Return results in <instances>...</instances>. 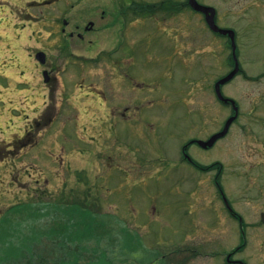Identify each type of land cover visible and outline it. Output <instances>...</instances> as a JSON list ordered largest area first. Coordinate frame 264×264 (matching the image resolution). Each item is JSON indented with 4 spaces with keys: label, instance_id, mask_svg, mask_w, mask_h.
I'll list each match as a JSON object with an SVG mask.
<instances>
[{
    "label": "rangeland",
    "instance_id": "374dc122",
    "mask_svg": "<svg viewBox=\"0 0 264 264\" xmlns=\"http://www.w3.org/2000/svg\"><path fill=\"white\" fill-rule=\"evenodd\" d=\"M199 1L215 7L222 29L259 13L235 6L240 0ZM99 2L0 0V264H227L224 253L239 245L243 231L239 257L264 264L263 151L251 156L238 127L230 162L221 147L185 144L203 137V99L209 104L213 81L232 69L228 38L210 32L199 13L184 11L159 21L169 28L143 26L155 37L137 38L116 66L98 53L103 34L61 32L62 19L66 32L73 30ZM234 42L244 73L222 92L243 111L264 94V36L244 27ZM39 50L46 53V84L34 59ZM115 66L127 75L121 86ZM120 93L130 96L120 100ZM218 108L222 119L230 114ZM184 146L201 165L219 156L233 177L224 181V195L241 229L213 174L183 159Z\"/></svg>",
    "mask_w": 264,
    "mask_h": 264
},
{
    "label": "flooded vegetation",
    "instance_id": "af4514ba",
    "mask_svg": "<svg viewBox=\"0 0 264 264\" xmlns=\"http://www.w3.org/2000/svg\"><path fill=\"white\" fill-rule=\"evenodd\" d=\"M200 4L210 6L207 3ZM239 5L246 6L248 8V11L256 8L255 10H259V13L256 14L255 19L245 21L246 23H244L243 20L241 21L243 15L237 17L238 19L235 21V29L231 30L234 35V40L238 31L243 29L244 27L251 29L256 28L258 32L264 36V0H240L238 2L235 1V6ZM90 8L93 14L86 19L81 20L79 24L73 22L74 24L71 25L73 27V30L70 29L66 32L67 19H62L61 23L64 25V28L61 29L62 35L69 38L75 35L77 38L82 39L86 33L103 34L105 40L104 45L102 47V51H99L98 53H105L106 61L111 60V62L116 66H118V64L123 60L124 54H128V57H130L129 51L135 50L137 38H142L147 34H149L151 38L155 37L156 32L148 33L145 30H142L143 26L147 24L151 25V23L160 24L159 21L167 22L172 18L173 15L191 10L187 5V0L186 4L185 1L179 2L174 0H158L156 2H145L142 0H101V2L97 4H92ZM60 14L66 16L68 13L63 7V9H60ZM153 16H159V20L155 21L151 19ZM200 16L204 21V24L206 25L205 15L201 13ZM216 16L217 13L215 10V23ZM100 21H102V24H100ZM162 27L168 26L163 25ZM206 27L208 28L207 25ZM209 31L211 32V30ZM261 47L264 48V43L261 45ZM117 55H119V57H117ZM42 66L43 68L41 70V74L43 82L44 84H46L50 81L49 72L45 70L47 68L46 63H44ZM116 66L114 69V74H117L120 78L119 82L121 81V86L123 85L122 76L124 73L119 69V67L118 69H116ZM243 73L244 72L239 67V71L234 76V78L220 87L221 92L222 88L225 85L231 83L236 77L241 76ZM102 74L104 76V79L106 80L105 84L108 90L111 71H109V69H106ZM124 76L127 77V75L125 74ZM255 79L257 80L255 81L257 83L261 80L260 78ZM245 80L250 81L252 79L246 78ZM216 81L217 80L213 81V93L210 95L211 99L209 104H207L208 102L204 98L203 104L198 113L200 121V130L198 133L203 137L200 139L191 137L185 144H187L188 146L196 145L205 151L214 150L218 147H221L222 152H224L227 156H231L230 158H228L230 162V160L234 159V147H236V139L238 136L234 128L236 129L238 127L241 136L247 139V145L249 144L248 146H250V144H252V147L250 148H253L254 150H252L251 156L253 153H255L257 154V157H259V151H263L261 152V155L264 156V128H262L263 121L261 120L262 118H264V94L261 93L255 98H250L248 104L249 108L247 110L241 111L238 108L237 101L234 100L231 95H227L222 92V100L216 96L214 92V85ZM133 83L137 84L136 82ZM118 95L120 96V100H124L126 96H130V94L122 93ZM260 104H262V106H260ZM222 105L230 110V114L227 115L224 119H222L223 116L221 114V110L218 108ZM235 108H237L236 118L232 120V122H230V124L227 126L224 135L219 136L215 140L211 141L213 137L223 131L228 119L234 115ZM126 109L127 107L124 108V110ZM236 122H238L236 124L237 126H234ZM198 140H201L203 144L198 145ZM221 140H224L223 144H220ZM188 146L182 149L183 159L197 169L204 171L205 173L213 174V184L220 199L222 200L227 211L230 213L231 217L235 219L241 227L243 225L241 216L228 205L224 195L223 183L225 180L233 179V177L227 176L225 174L226 170L224 169L223 162L220 161L219 156H217L214 161L208 165L197 164L196 162L191 160L188 154ZM262 213L264 212H259V217ZM260 225L264 228V224L260 222ZM245 242L246 238L243 236L241 244L235 246L231 251L224 253V261L227 264H246V262L244 260H241V258L239 257L241 251L245 247Z\"/></svg>",
    "mask_w": 264,
    "mask_h": 264
},
{
    "label": "water",
    "instance_id": "95a60500",
    "mask_svg": "<svg viewBox=\"0 0 264 264\" xmlns=\"http://www.w3.org/2000/svg\"><path fill=\"white\" fill-rule=\"evenodd\" d=\"M188 3L190 5V7L192 9H194L195 11L202 12V13H204L206 15L205 20H206L208 26L210 27V29L212 31L220 33V34H223V35L227 34L229 36L230 41H231L232 57H233V60H234V69L228 75H226L222 79L218 80L216 82V84H215V93L218 96V98L222 99V96H221V93H220V85H222V84L226 83L227 81H229L238 72V63H237L236 57H235V45H234L233 33L231 31H229V30L219 29L214 24V9L213 8L202 6V5L198 4L196 2V0H188ZM36 58L40 62H44V55L42 53L36 54ZM235 116H236V109H235V115L233 117H231L227 121L223 131L221 133L217 134L215 137H213L211 139V141L215 140L219 136L224 135V133L226 132L227 126L235 118ZM198 144H202V141H198ZM207 144H210V143H207ZM261 221H262V223H264V214H261Z\"/></svg>",
    "mask_w": 264,
    "mask_h": 264
},
{
    "label": "trees",
    "instance_id": "16d2710c",
    "mask_svg": "<svg viewBox=\"0 0 264 264\" xmlns=\"http://www.w3.org/2000/svg\"><path fill=\"white\" fill-rule=\"evenodd\" d=\"M149 7V6H148Z\"/></svg>",
    "mask_w": 264,
    "mask_h": 264
}]
</instances>
